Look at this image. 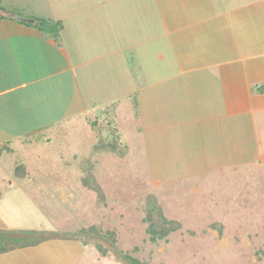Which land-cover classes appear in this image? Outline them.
<instances>
[{
    "label": "rangeland",
    "instance_id": "rangeland-1",
    "mask_svg": "<svg viewBox=\"0 0 264 264\" xmlns=\"http://www.w3.org/2000/svg\"><path fill=\"white\" fill-rule=\"evenodd\" d=\"M89 1L97 0H0V13L36 15L57 32V19ZM131 58L137 73L140 57ZM111 69L113 87L123 82L115 112L96 125L85 116L56 122L31 142L0 148V176H16L0 183V226L101 246L110 264H120L116 252L123 264L125 254L142 264H264V94L255 97L251 83L215 102L220 92L209 87V117L199 120L185 88L173 97L155 95L166 86L133 94L125 67ZM160 216L170 220L166 234L155 227ZM59 236L52 239H67Z\"/></svg>",
    "mask_w": 264,
    "mask_h": 264
},
{
    "label": "crops",
    "instance_id": "crops-1",
    "mask_svg": "<svg viewBox=\"0 0 264 264\" xmlns=\"http://www.w3.org/2000/svg\"><path fill=\"white\" fill-rule=\"evenodd\" d=\"M237 1H89L88 7L57 19L62 28L57 32L39 24L36 15L28 22L0 13V148L31 142L56 122L115 112L123 82L113 87L112 66L121 74L125 67L133 94L166 86V91L155 90L163 98L185 88L199 120L209 117V87L215 86L216 96L220 92L215 102L232 97L239 87L249 92L251 83L257 86L255 97L264 94V9H257L264 2ZM238 4L245 8L241 13ZM134 56L140 57L137 73L129 66ZM106 83L110 87L99 90ZM15 178L1 175L0 183L12 184ZM56 241H66L79 253L57 250ZM108 260L93 244L68 238L0 253V264H110Z\"/></svg>",
    "mask_w": 264,
    "mask_h": 264
},
{
    "label": "trees",
    "instance_id": "trees-1",
    "mask_svg": "<svg viewBox=\"0 0 264 264\" xmlns=\"http://www.w3.org/2000/svg\"><path fill=\"white\" fill-rule=\"evenodd\" d=\"M58 25L60 26L59 23L57 24V26ZM51 28H52V30L54 29V27H51ZM90 121L92 123H94L95 125L98 123V119H93ZM151 209H153V208H151ZM149 216L152 217V212H149ZM159 223L161 226H155V227L159 228V232L161 234L168 233L170 227H166V224L170 223V220H166L162 216H160ZM149 232L151 233V235H153L152 236L153 240L156 239L154 237L156 235V229L154 228L153 222L151 224V228L149 229ZM58 236L59 235H57L56 233L54 234L53 232H45V231H42L39 229H34V230L33 229H26V230H22V229L1 230L0 229V253L7 251L9 249H13L15 247H19V246L24 247V246L36 245L42 241H45L47 239L56 238ZM59 237L60 238H70V237H66V236H59ZM85 243H89V242H85ZM96 247L99 249V247H101V246L96 245ZM100 251L102 252V249ZM125 258H127V260H128V262L126 261V264H130L132 262H136L137 264H142V263L134 260V257L129 256V254H125ZM115 259L120 264H123V257L121 256L120 252H116Z\"/></svg>",
    "mask_w": 264,
    "mask_h": 264
},
{
    "label": "water",
    "instance_id": "water-1",
    "mask_svg": "<svg viewBox=\"0 0 264 264\" xmlns=\"http://www.w3.org/2000/svg\"><path fill=\"white\" fill-rule=\"evenodd\" d=\"M1 13H4L1 11ZM8 16H15L16 19H20V20H23V21H28V22H34L35 20L34 19H25V18H19L18 16L14 15V14H6Z\"/></svg>",
    "mask_w": 264,
    "mask_h": 264
}]
</instances>
